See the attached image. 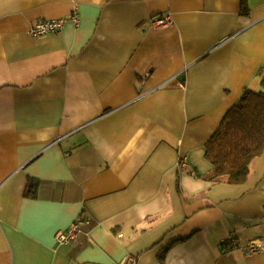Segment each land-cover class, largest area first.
I'll return each instance as SVG.
<instances>
[{
  "label": "crops",
  "instance_id": "0c3cea01",
  "mask_svg": "<svg viewBox=\"0 0 264 264\" xmlns=\"http://www.w3.org/2000/svg\"><path fill=\"white\" fill-rule=\"evenodd\" d=\"M263 79L264 0H0V264H264L229 249L264 240V154L240 185L205 156Z\"/></svg>",
  "mask_w": 264,
  "mask_h": 264
},
{
  "label": "trees",
  "instance_id": "16d2710c",
  "mask_svg": "<svg viewBox=\"0 0 264 264\" xmlns=\"http://www.w3.org/2000/svg\"><path fill=\"white\" fill-rule=\"evenodd\" d=\"M262 89H246L208 142L205 156L212 166L213 178L243 184L251 163L264 154V79ZM36 187L35 182L30 184L27 196H34Z\"/></svg>",
  "mask_w": 264,
  "mask_h": 264
},
{
  "label": "built area",
  "instance_id": "2783aa9c",
  "mask_svg": "<svg viewBox=\"0 0 264 264\" xmlns=\"http://www.w3.org/2000/svg\"><path fill=\"white\" fill-rule=\"evenodd\" d=\"M172 24V18L170 16L165 18H154L153 27L163 28L170 26ZM64 25L62 20H50L38 23L33 27L31 34L33 36L41 37L47 34L55 33L59 31ZM90 220L81 218L78 219L69 229L66 231H61L56 235V241L59 245H69L71 244L77 236L84 231V228L90 225ZM231 246L229 249L231 251H242L246 250L249 254H257L264 250V240H255L246 248L239 245L236 239H229ZM121 264H137V259L134 257H127Z\"/></svg>",
  "mask_w": 264,
  "mask_h": 264
}]
</instances>
